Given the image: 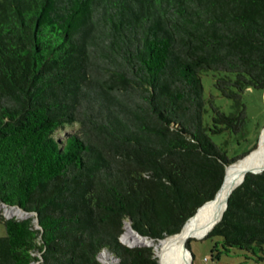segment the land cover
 Instances as JSON below:
<instances>
[{
	"label": "trees",
	"instance_id": "1",
	"mask_svg": "<svg viewBox=\"0 0 264 264\" xmlns=\"http://www.w3.org/2000/svg\"><path fill=\"white\" fill-rule=\"evenodd\" d=\"M203 71L234 113L206 108ZM248 87L264 90V0H0V202L39 226L1 220L0 264H158L124 224L158 241L214 197L244 155L211 136L244 129ZM206 236L261 249L264 171Z\"/></svg>",
	"mask_w": 264,
	"mask_h": 264
},
{
	"label": "rangeland",
	"instance_id": "2",
	"mask_svg": "<svg viewBox=\"0 0 264 264\" xmlns=\"http://www.w3.org/2000/svg\"><path fill=\"white\" fill-rule=\"evenodd\" d=\"M212 74L213 73L211 71H203L200 73L206 108L209 107V103H212L215 107L222 110L227 115L234 113L237 109V106L232 100L221 96L220 93L215 89V87L213 86ZM241 102L246 109L244 129L237 134L227 133L211 136L212 140L216 144L223 145L226 148L229 158L245 155L250 151L253 152L254 150H256L260 146V134L262 129L264 128V90L262 91L251 87L246 88L242 93ZM209 115L210 114L208 112L204 113L205 124L210 123ZM75 129L76 126L65 127L63 130L59 131L56 134V137L62 139L67 133L73 132ZM244 158L241 157L240 160L235 161L232 164L240 162ZM0 206H4L7 208L15 207L2 202H0ZM1 207L0 236L5 235V228L3 223L1 222V220L3 219L11 217L16 219L32 218V223L36 227V222L33 214H27L21 210L24 213L23 215H19L17 213L12 215H5ZM207 234L199 238L190 237L186 240L185 248L187 249L190 256L189 264H264V245L261 247V249L253 247L252 250L240 249L235 247L227 248L223 246L220 237H207ZM120 241L123 244L131 247L144 246L143 244H128L122 239H120ZM150 247H152L154 257L158 264H162L161 259L157 255L153 246L150 245ZM35 256L38 257L39 254L36 253ZM98 262V264H117L113 263V258H110L104 253L99 256ZM32 264L38 263L36 261H33Z\"/></svg>",
	"mask_w": 264,
	"mask_h": 264
},
{
	"label": "bare ground",
	"instance_id": "3",
	"mask_svg": "<svg viewBox=\"0 0 264 264\" xmlns=\"http://www.w3.org/2000/svg\"><path fill=\"white\" fill-rule=\"evenodd\" d=\"M260 146L242 161L227 167L225 182L221 191L212 201L204 203L197 209L179 230V232L153 241L136 234L130 224H124L121 239L128 244H150L153 246L162 264H189L190 256L185 248L186 240L190 237H202L209 232L211 226L219 219L225 209L229 191L248 171H258L264 168V128L260 134ZM1 207V206H0ZM5 215L24 213L17 208L1 207ZM102 255V254H101ZM100 255V256H101ZM99 258V257H98Z\"/></svg>",
	"mask_w": 264,
	"mask_h": 264
},
{
	"label": "water",
	"instance_id": "4",
	"mask_svg": "<svg viewBox=\"0 0 264 264\" xmlns=\"http://www.w3.org/2000/svg\"><path fill=\"white\" fill-rule=\"evenodd\" d=\"M254 150V149H253ZM252 150V151H253ZM251 152V151H250ZM249 152V153H250ZM248 154H246V155H244L242 158H244V157H246ZM241 159V158H240ZM240 159H238V160H240ZM238 160H236V161H238ZM235 162V161H234ZM234 162H232V163H234ZM232 163H229V164H227V165H225V168H224V175H223V179H222V182H221V184H220V186H219V188L217 189V191H216V193H215V195H214V197L210 200V201H212V200H214L215 198H216V196L218 195V193L221 191V189H222V187H223V184H224V182H225V177H226V170H227V167L230 165V164H232ZM264 171V168L263 169H261V170H258V171H248L247 173H253V174H258V173H261V172H263ZM246 175V174H245ZM245 175L242 177V179L238 182V183H236L235 185H233V187L231 188V190L229 191V194H228V196H227V199H228V197H229V195L231 194V192L235 189V188H237L242 182H243V180H244V177H245ZM227 199H226V202H225V209H226V206H227ZM209 202V201H208ZM15 207H17L18 209H20V210H22L20 207H18V206H15ZM224 209V210H225ZM23 212H25V213H27V214H33V213H28V212H26V211H24V210H22ZM224 212V211H223ZM223 214V213H222ZM221 218H222V215L219 217V219L211 226V228H210V230L221 220ZM35 222H36V228H39V226H38V224H37V218L35 217ZM129 224H130V222H128ZM133 230V229H132ZM209 230V231H210ZM134 231V230H133ZM135 232V231H134ZM136 234H138L137 232H135ZM207 234V233H206ZM139 235V234H138ZM139 236H141V235H139ZM141 237H143V236H141ZM143 238H147V237H143ZM150 240H153V239H150ZM144 246H148V247H150V245L149 244H143ZM128 247H131V246H128ZM154 254V253H153Z\"/></svg>",
	"mask_w": 264,
	"mask_h": 264
},
{
	"label": "built area",
	"instance_id": "5",
	"mask_svg": "<svg viewBox=\"0 0 264 264\" xmlns=\"http://www.w3.org/2000/svg\"><path fill=\"white\" fill-rule=\"evenodd\" d=\"M102 253H103V252H102ZM102 253H101V254H102ZM101 254H100V255H101ZM100 255H99V256H100Z\"/></svg>",
	"mask_w": 264,
	"mask_h": 264
}]
</instances>
